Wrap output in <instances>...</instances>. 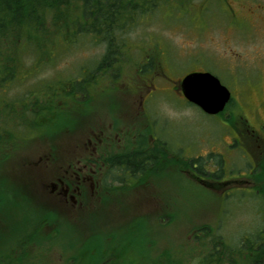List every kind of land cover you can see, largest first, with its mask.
<instances>
[{
	"label": "rangeland",
	"instance_id": "rangeland-1",
	"mask_svg": "<svg viewBox=\"0 0 264 264\" xmlns=\"http://www.w3.org/2000/svg\"><path fill=\"white\" fill-rule=\"evenodd\" d=\"M233 2L241 3L233 4L236 15L230 8ZM250 9L262 12L264 0H166L154 14L140 18L130 35L125 36L129 42L124 48L125 56L137 61L145 53L157 57L163 75L141 77L128 68L125 60L122 70L110 72V79L109 73L95 77L87 89L89 101L65 98L64 112L56 127L34 131L26 136L27 140L19 137L4 151L6 155L0 158V184L5 183L4 189L7 191V182L11 184L31 202L32 208H36L33 204L39 208L42 199L51 201L41 209L52 213L56 225L45 223L28 236L29 264H67L80 254L81 238L84 241L95 238L89 242L92 244L96 241L102 244L103 240L106 246L119 241L122 246H129L132 254L125 255V259L140 264H150L151 259L156 260L157 255L166 251L183 258L184 263L194 264L202 253V247L195 242L205 232L200 227L218 228L219 235L235 246H241L245 237L262 229V202L257 197L247 196V191L241 196L239 189L230 196H222L224 191L216 194L195 182L190 174L170 168L166 174L142 185L131 183L121 191L101 189L95 197L84 198L83 205L76 209L55 197L54 203L42 188L44 183L60 176L67 164L83 158L93 128L97 132L102 126L108 129L115 120L121 128L130 122L127 115H132L134 110L137 115L145 116V123L151 119L149 124L152 123L155 136L170 147L175 159L183 160L182 155L188 161L212 163L217 162L214 153H218L227 160L225 169L248 168L247 153L239 149L238 157L237 148H230L234 140L229 122L232 113L242 114L264 136L258 119L264 117V19L256 17ZM92 39L85 46L77 45L70 53L59 51L54 55L55 65L34 76L32 81L88 76L89 71L99 67L106 50V46ZM195 70L214 74L232 92L233 104L222 116L206 115L188 105L174 90L184 75ZM111 80L117 82L113 90L108 85ZM32 81L16 86L11 95L23 94ZM146 83L155 89L151 102L145 104L148 111L145 113L140 106L143 94L130 93L135 94L137 86ZM139 124L138 121L136 125ZM240 125L239 130L257 160L264 150V141L249 138ZM251 186L244 178L235 188L251 190L247 189ZM27 190L30 195L26 194ZM15 206H12V218L1 215L0 224H15L14 220L24 223L29 219L23 211H13ZM36 219L25 226L26 231ZM136 226L141 229L137 235L131 232L137 231ZM144 228L149 232L147 238ZM142 244L149 245L137 248ZM137 251H146L143 255L147 257L135 255Z\"/></svg>",
	"mask_w": 264,
	"mask_h": 264
},
{
	"label": "trees",
	"instance_id": "trees-1",
	"mask_svg": "<svg viewBox=\"0 0 264 264\" xmlns=\"http://www.w3.org/2000/svg\"><path fill=\"white\" fill-rule=\"evenodd\" d=\"M164 2L166 0H0V158L6 155L4 151L15 139L20 137V140H27L26 136L34 131L56 127L61 112H64L65 98L75 102L80 99L89 101L87 89L96 76L112 74L110 72L114 70L120 71L126 61L128 68L131 67L133 71L135 68L139 70V67H143L144 64L135 63L131 59L125 61L127 57L124 48L129 42L125 36L130 35L141 17L145 14H154ZM91 37L96 44L106 46V50L99 67L89 71L88 76L80 75L78 79L32 81L34 76L50 65H55L54 55L59 51L70 53L77 45L89 44L90 41H86ZM61 44L63 46L60 50ZM153 58L157 61V58ZM121 76L122 73L119 78ZM110 77L111 75L109 79ZM29 80L32 81V86L27 87L23 94L11 95L16 86L26 84ZM110 83H113V80ZM232 104L233 102L230 106ZM230 119L228 122L232 129L241 132L238 125L242 121L240 126L244 128V132L254 133L242 115L232 113ZM43 126L45 127L42 128ZM261 152L263 153L259 160L260 169L253 172V180L262 202L261 211L264 217V150ZM162 156L165 160L166 154L163 153ZM216 158L218 166L216 172L208 170V164L211 163L204 164L201 160H190L185 163L180 160L173 163L175 166L182 163L190 170L197 168L199 163L200 167L195 170L201 176L210 177L217 182L215 187L220 188V181L225 179L226 169L222 156ZM161 161L160 155L157 156L158 167ZM139 167L140 165L137 166ZM142 167L141 164L139 169L134 170L144 173ZM206 170L210 172V176ZM3 186L5 183L0 184V218L1 215L12 218L14 204L16 206L13 211H23L29 219H25L24 223L14 220L15 224L13 222L0 224V264H29L31 256L27 252L28 236L45 223L50 225L55 223L52 221V214L41 209L44 207L43 201L39 202V208L34 204L36 208H32L31 202L22 197L21 191L14 190L8 182L7 191ZM26 194L30 195V191L27 190ZM37 217L36 223H30L26 231L25 226L31 219ZM135 229L137 231L131 232L139 234L141 229L139 230L137 226ZM201 230L205 232L196 243L202 247L200 248L202 253L194 264H258L257 261L264 258V225L261 232L250 236L251 238L248 236L244 238L241 246L229 245L211 226H204ZM144 233L147 238L149 232L145 228ZM94 239L86 242L81 240L78 247L81 249L80 254L69 259L67 264L141 263L125 259V255L131 254L129 246L124 247L115 240L107 246L103 240L102 244L98 241L94 244L89 243ZM143 239L144 235L141 234L140 240ZM137 244L140 245V241L137 240ZM148 245L142 244L137 248ZM137 252L134 254L141 258L147 257L143 255L146 251ZM157 256L159 257L156 260L151 259L150 264H187L183 262V258L171 251Z\"/></svg>",
	"mask_w": 264,
	"mask_h": 264
},
{
	"label": "flooded vegetation",
	"instance_id": "flooded-vegetation-1",
	"mask_svg": "<svg viewBox=\"0 0 264 264\" xmlns=\"http://www.w3.org/2000/svg\"><path fill=\"white\" fill-rule=\"evenodd\" d=\"M230 8L233 15H236V9L233 6ZM253 14L264 19V9L262 12L253 11ZM143 64V67L136 70L155 78L163 75L158 62L154 61L152 56L147 55ZM159 70L160 73H158ZM137 87V92L131 95H137L138 91L143 94L140 106H142L143 112H146L145 104L151 102L155 88L147 83ZM174 90L183 99L180 85L177 88L174 87ZM127 116L130 122L121 128L116 124V121L108 129L102 126V130L99 132L91 128L92 132L89 133L83 158L77 159L75 163L67 164V168L63 169L60 176L46 184L44 183V192L50 197L57 198L64 205L76 209L83 205V200L88 195L89 198H93L96 194H100L101 189L102 191H109L108 186H129L131 183L138 185V182L141 181H151L158 175L157 156L160 155V158H163V153L166 154V164L172 167L174 154L165 142L157 139L152 123L149 124L148 122L147 125H143L144 115H137L136 110L132 115ZM258 119L264 126V117H258ZM138 121L140 124L136 125ZM118 129L123 131H117ZM236 142L249 146V142L243 138L241 133H237ZM158 152L159 155H157ZM252 159L254 161L255 158L252 157ZM141 164L144 173L140 170H134L139 169ZM138 165H140L139 168H137ZM254 165L257 166V163ZM252 180L251 177L250 180L246 181L255 185ZM263 259L258 260V264H264Z\"/></svg>",
	"mask_w": 264,
	"mask_h": 264
},
{
	"label": "water",
	"instance_id": "water-1",
	"mask_svg": "<svg viewBox=\"0 0 264 264\" xmlns=\"http://www.w3.org/2000/svg\"><path fill=\"white\" fill-rule=\"evenodd\" d=\"M181 90L187 101L213 116L222 113L232 98L230 90L208 72L187 75L181 81Z\"/></svg>",
	"mask_w": 264,
	"mask_h": 264
}]
</instances>
